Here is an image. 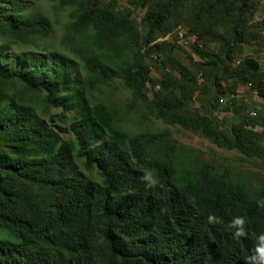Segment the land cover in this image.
Masks as SVG:
<instances>
[{
    "label": "trees",
    "instance_id": "16d2710c",
    "mask_svg": "<svg viewBox=\"0 0 264 264\" xmlns=\"http://www.w3.org/2000/svg\"><path fill=\"white\" fill-rule=\"evenodd\" d=\"M259 1L49 0L64 17L52 20L31 0H0V105H15L0 109V264H248L264 180L198 161L168 128L264 164V124L224 130L205 105L211 92L243 113L240 84L264 99L245 52L264 49ZM181 35L194 41L189 63Z\"/></svg>",
    "mask_w": 264,
    "mask_h": 264
},
{
    "label": "rangeland",
    "instance_id": "374dc122",
    "mask_svg": "<svg viewBox=\"0 0 264 264\" xmlns=\"http://www.w3.org/2000/svg\"><path fill=\"white\" fill-rule=\"evenodd\" d=\"M34 2L35 6L40 9L43 13H45L47 16H49L52 20H56L57 18H62L63 14H55L54 7L51 6L49 0H31ZM119 6L120 8L125 11V9L128 7V0H119ZM133 15L131 16L132 22L135 23V25H138L141 22V18L143 16V11H132ZM59 15V16H58ZM264 18V0L259 1V5L257 8L255 20L259 21ZM60 33L59 30L56 29L55 34L52 37V40L54 42H57L59 39ZM264 36V33H263ZM171 36L168 35L161 40H169ZM193 38L188 37H180V39L177 41L178 48L176 49V54L182 61L185 63L190 62V58L193 56L191 44H193ZM147 50V49H146ZM246 55H251L254 57H257L259 60L260 68L262 71H264V49L262 46L257 45L255 47L247 46L245 49ZM148 57V56H147ZM146 57V58H147ZM147 65H150V58H147L146 61ZM153 76H158V72L156 70H152ZM238 76L233 75L229 76L225 83H231L233 82ZM149 96L153 94V89H150L147 91ZM113 97L119 98L123 101V98H128V96L125 95V90L121 89L118 93H116ZM198 97V95H197ZM214 94L208 93L206 95L207 103L205 102V105L210 106L212 110H215V114L218 116V119L220 121L221 128L224 130H230L232 129L233 125L239 124L241 122H244L245 120L248 121L251 126L253 123H263L264 124V99L261 98L257 91L254 90L250 84H240L236 88V95L234 98L238 100V107L246 106V109L243 111V113L240 114H230L224 111V107L226 102L229 98H223V101H219V105L215 102L211 103L213 100ZM233 98V96H232ZM197 104L195 105L198 107L201 104V96L196 98ZM14 103L12 101L7 100L4 102V104L0 105L1 110H10L14 108ZM133 120L140 119L138 116H135ZM141 120V119H140ZM156 128L160 131L166 129L167 127L160 123L159 121H155ZM249 129H252V127L248 126ZM172 138L176 140L178 143H180L183 147L190 148L191 151H194L193 155L194 157L204 163H208L211 165H215L216 167H230L233 168L237 172H246L249 175V182L252 185H255L262 180H264V164L261 163L258 160H250L241 155L238 151H228L226 149H222L215 144L209 142L205 138H203L200 135H196L192 133L191 131L184 130L179 127H169L168 128ZM256 131L261 134V143L264 145V126H257ZM233 170V171H234ZM234 171V172H235Z\"/></svg>",
    "mask_w": 264,
    "mask_h": 264
},
{
    "label": "clouds",
    "instance_id": "9594fccd",
    "mask_svg": "<svg viewBox=\"0 0 264 264\" xmlns=\"http://www.w3.org/2000/svg\"><path fill=\"white\" fill-rule=\"evenodd\" d=\"M212 217H209V220H212ZM232 223L236 226L243 225L244 220L242 217L235 218ZM245 233L242 230H238L234 233L235 237L244 236ZM262 246H259L256 249V253L248 259V264H264V237H261Z\"/></svg>",
    "mask_w": 264,
    "mask_h": 264
},
{
    "label": "built area",
    "instance_id": "2783aa9c",
    "mask_svg": "<svg viewBox=\"0 0 264 264\" xmlns=\"http://www.w3.org/2000/svg\"><path fill=\"white\" fill-rule=\"evenodd\" d=\"M181 36H183V35H181Z\"/></svg>",
    "mask_w": 264,
    "mask_h": 264
}]
</instances>
